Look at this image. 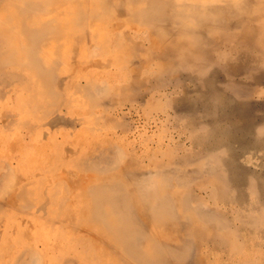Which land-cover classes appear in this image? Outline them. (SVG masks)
<instances>
[{
	"label": "bare ground",
	"instance_id": "obj_1",
	"mask_svg": "<svg viewBox=\"0 0 264 264\" xmlns=\"http://www.w3.org/2000/svg\"><path fill=\"white\" fill-rule=\"evenodd\" d=\"M115 2H117V0H0V79L3 80L4 84L9 86L14 82V80L16 78H18L19 82H18L17 87H20V86H22V88H23V86H26V87L29 86L30 87V94L28 96H22V95L20 96L19 95V97L16 100L13 99L12 95L15 94L17 88H13L12 94L9 96L6 95V99H5L6 102L2 103L1 108H0V120H1V122H0V187L2 190L7 191V192H5V193H7V194H5L7 196L10 188L12 189V187H10V186H12L14 184L13 178L10 177L11 171H8L9 169H7V168H9V166H10L11 170L12 169L16 170L15 166H13L12 164H9V166L7 165L8 167L6 168V165H4L2 162L3 159H6L10 163H12L16 157H20L21 155H25L24 152L26 150H30V152H31V149L36 151V152H39V153L43 154L45 157H47V156L52 154L55 147L60 145L64 148H66V150H67L66 153L64 155H59V154L54 155L52 157L53 161L51 160L52 163H50V160H49L48 161L49 164L48 165L45 164V167H43V171L47 169L46 172H50L51 169L56 168L58 165H63V169L60 170L61 173H59L60 176H54L53 178L51 177V179H46L48 177H46V178L43 177L40 179V181H41V183H44V184H45V182H49L48 184L51 183V185H53V183H54L57 186L58 185L61 186V184L65 183L64 191L66 194L65 195L66 200L63 202H60L57 198V194H62V193L56 190L57 194H55L54 190L57 189L58 187L57 186H56V188L54 187L55 188L54 190L51 187L46 198H43V204L44 203L45 204L42 207H44V210H49L48 213L52 212V210H53L52 208H54V207L57 208L55 210L56 215L53 218L54 224H55V222H57V220H58L57 218L62 216L63 213H64L65 217L62 220L59 219L60 220V221H58L59 223L62 222V223H66L68 225H70V224L73 225V223L75 222L76 224H78L76 226L73 225V227L76 228V232L78 234L76 237H74L72 239V243L76 246L75 252H78L80 248L88 249V252L85 255V257H81V256L77 257V255H75L74 258L71 259V261L65 260L66 261L65 263H67V264H76V263L77 264H107V263H103L101 261V258L99 260L98 259L99 256H98V258H94L95 256L92 257L93 255L91 256V254H92L91 252L94 253L93 250L97 249L96 245H95L97 243H95V244L93 243L95 241V242H98L100 245H102L101 248L105 251L106 255H111V256L121 255L124 258H126V257H127V259L129 258L135 264H241V261L237 260L238 262H240V263H237L231 257V253H230L231 251H229V247L232 248L233 250H235L237 248V246H236V243L233 242V240H231L232 239L231 238L232 233H231V236L229 234H226L230 230V228L227 225V221L225 220V217L221 214L220 211H218L217 207H216V210L212 209V208H201L200 207L201 205L199 207H193L190 205L191 200H190L188 193H187L186 197L184 195H182V197H181V198H183V200L185 202V204H184V202H182V199L180 198L181 195L178 194L179 192L178 193L173 192L174 190H176V187H178L180 185L179 183L177 184L178 179L176 177H174L176 172H174L173 169H172V171H157L153 175H149L151 172H149L148 174L144 173V172H140V173L137 172L138 174H136L135 172H133L134 170H131L132 169L131 163L139 164V163L143 162V158L141 160L140 156H138V154L136 152H133V159L131 160L130 163L127 162V165H126L125 163H123V160L125 161V159H123V157L125 155H124V153H122L123 151L121 149H119V150L116 149V151H114V150H112L113 147L111 145L112 148L111 147L110 148L112 151L111 150L110 151L109 150H100L99 145L101 144V142L104 143L105 141H103V140L107 139L108 136L104 139L103 134L100 133L99 129H101V126H104V127L109 126L107 123L108 118L105 117V118H107V120H101L99 118L96 119L95 115H97L96 109L99 108V106L102 107L101 106L102 103L103 104L106 103L105 99H109V97H110V94H109L110 90L108 91V85H107V80H106L108 77V74L110 75V73H111V72L109 73V70L116 68V67H117L116 69H122V68L128 66L127 65L128 62H126L125 58H124L125 63L123 62L124 64H117L118 61L116 59L118 57L124 56L127 52L126 50H128V48H129V46L130 47L133 46L136 48L144 47V41H141V39L137 36H133V35L131 36L130 35L131 31L128 28H130L132 31H136V32H138L139 30H142V29H146V33L149 34L148 37L152 41L153 47H155L156 45H159L160 42L162 44H166V45H169V43H171V46H172L174 41H176V42L187 41L188 46L185 47L186 50L183 53H181L182 52L181 47L184 45L179 44V43H174L176 45L179 44L178 46H181L180 47L181 49H179V51H177V50L175 51L174 46L172 48H170L169 50L166 49L167 47L165 49L163 47H159V49L156 48V49L164 52L162 57L165 54H167L166 56H169V58L171 55L174 58L176 56V58H178V59L183 58L186 61V59L187 60L191 59V58L196 59L195 58L196 56L200 57V54H202L203 57H200V58H203V59H200L202 61V60L207 59L206 47L214 45L212 43H206L207 38H204L205 32H208L210 30L218 29V31H220V30L221 31H227L228 35H226V36L228 39H231V40H237V39L244 37V38H246V40H245L246 42H252V40L254 41L255 40V37L253 34L254 29L253 28L250 29L249 25H250L251 21L250 22H248V21H249V19H255V15L264 14V0H118L117 3H115ZM110 4H111V6H110ZM254 24H255V22L252 23L251 25H254ZM258 24L261 25V23H258ZM254 28L256 29L255 26H254ZM256 30H259V29H256ZM241 31L243 33H240ZM210 32H213V31H210ZM116 34H117V37L114 36ZM201 39H202V41L199 44L198 41ZM204 42H205V44H202ZM147 43H149V42H147ZM255 45L259 46V47L261 46L258 44H255ZM262 45L264 46V38H263V44ZM150 46L151 45H149L147 47H150ZM152 46L150 47V49L152 48ZM223 53H225V52L223 51ZM112 54H115V57H113L115 59L114 61L107 59V57L112 55ZM146 54H148V53H146ZM219 55H220V53H219ZM150 56H147L146 59L142 58V61H147V62L150 61L148 59V57H150ZM166 56H164V57H166ZM227 56H228V54H227ZM143 57H145V56H143ZM217 57H220V56H217ZM151 58H152V56H151ZM159 58H161V57H159ZM220 58H222V57H220ZM220 58H218V59H220ZM163 60H165V59H163ZM198 60H199V58H198ZM224 60H225V58H224ZM234 60L235 59L231 60V62H233ZM160 61H157V63H156L158 73L164 72V71L174 72V68H176L174 62H170L168 60L166 62L163 61L164 66L163 65L160 66L159 65L161 63ZM139 62H140V60H139ZM206 62H207V60H206ZM148 63H149V66H151L150 62H148ZM186 63L184 65V67L186 66V68H187V65H189V62L187 65H186ZM207 63H208L207 67L210 68L211 66H209V62H207ZM179 64H180V61H179ZM179 64H177L178 65L177 67H180ZM198 64H200V63H198ZM141 65H144V64H141ZM212 65H214V64H212ZM233 66H234V64H233ZM11 67L16 69L17 71L16 72L9 71L8 69ZM182 67H183V65H182ZM225 67L227 69V66H225ZM193 68H195V67H193ZM213 68H215V66ZM216 68H217V66H216ZM234 68L236 70H242L244 73L250 72V70L248 68H245V67L242 69H239V68L234 66ZM135 70L136 69H134L133 71L131 70L133 72L132 74H134L135 72H136V74L140 73L139 70H138V72ZM182 70H184V68ZM209 70L206 71L205 68L202 69L203 72H205V71L209 72ZM202 71H200V72H202ZM119 72H121V71H119ZM200 72H199V74H200ZM158 73H157V75H158ZM197 73H198V71H197ZM216 73H218V72L215 71L213 74L216 75ZM223 73H224V71H223ZM29 74L31 76L33 75L32 77L33 78L35 77L34 78L35 80H30L32 77H29L30 76ZM202 74H204V73H202ZM213 74H211V75H213ZM155 75H156V73H155ZM120 76H122V75L120 74L119 77ZM158 76H160V75H158ZM214 76H213V79L214 80L217 79V77L215 76L216 78H214ZM178 77L180 78L179 75H178ZM184 77L188 78L186 76H184ZM250 77L255 78L257 82H264V75H262V74L257 76V77H254V76H250ZM173 79H174V77H173ZM208 79H210V77ZM224 79H227V78H224ZM128 80H129L128 75H124V76H122V80H121L122 82L120 80H117L114 84L118 83L119 87H124L126 85V83L128 82ZM131 80H132V85L134 87L139 86L140 84L142 85V83H143L141 80H139L135 76H131ZM211 80L207 81V79H206L205 83H207ZM215 81H217V80H215ZM215 81L212 82V84H215L213 86V88L216 87V83L218 82V81L217 82H215ZM232 82L233 81H230V83H232ZM109 83H111V82H109ZM146 83H147V81H146ZM191 83H193V85L195 84L194 82H191ZM227 85H228V83H227ZM207 86H209V85H207ZM223 86L226 87L225 85H223ZM230 86L231 87L229 88V91H231L233 89L234 93L237 92L236 95H241L240 97L237 96L240 99H241V97L245 98V96H243V95L245 93L247 95V92H249L247 89L242 88L241 84H239L237 86L232 84ZM1 87L2 86H0V88ZM194 88H195V86H194ZM213 88H212V90H213ZM256 88H258V87H256ZM219 89H220V87H219ZM219 89L217 88L219 93H217L216 89L213 90V91L216 90L215 94L213 95V97H214L212 99L213 101L215 100V96H217L219 94L220 95L223 94V92L220 91L221 89L220 90ZM5 90H4V92H5ZM188 90H187V92H190V89H188ZM196 90H197V87H196ZM196 90H194V91L196 92ZM64 91H66L67 93L71 92L70 93L72 95L71 99L67 98L68 96H70V95L67 96V93L64 95ZM127 91L129 92V90H127ZM194 91H192V92H194ZM209 91H211V90H209ZM233 91H231V92H233ZM199 93L201 94L200 90H199L198 94ZM202 93H204V92H202ZM258 93H262V92H259V90H258ZM198 94L196 93V95H198ZM44 95H46V97H47V95L54 96V99L49 101L48 104L32 105L30 107V109L32 107H33V109L30 110L28 108L29 110L27 109L28 111H25L26 113H25V117L23 120L21 117H20L21 120H17L14 117V115H15L14 113L13 114L8 113L9 111L6 110L8 108V106L12 103L19 104V106H20L19 109L24 110L25 107H28L30 104H33L32 100L37 101L40 98H42ZM63 95L66 96V98ZM75 95L82 96L83 98H85L84 100L86 101V107L88 110L87 113L89 115L83 116V117L80 116L79 118L77 117L78 119L76 120L77 122L85 125L83 127L84 128L83 133L85 132L84 133L85 137L78 135L80 133L76 134L75 136H72L70 133L61 132V134H63V137L61 138L62 140L61 139L59 140L57 133H54V135L51 136V140H53L55 142V146L52 147L51 152L45 146L39 147L37 144L40 143L43 139L48 137L47 133L51 134L53 132V131L52 132L49 131L50 128L48 129V131L45 130V127L50 126L55 131L56 127H58V126L59 127H62V126L65 127V126H68V123L66 122V120H63L62 118L51 119L49 117L50 115L45 116L44 118H40L38 116L34 117L35 113L38 112V109H43V113L48 112L49 114L57 113V112H64V111L65 112L67 111V113H69V112H71L70 109L72 108V104L75 103V101L77 100ZM152 95H153V92H152ZM187 95H189V94L187 93ZM191 95H193V93H191ZM191 95H189V96L191 97ZM204 95H206V94H204ZM3 96H4V94L0 91L1 102H3L2 101ZM107 96H109V97H107ZM159 96H160V94H159ZM201 96L198 95L197 97H201ZM219 96H217V97H219ZM224 96L225 97H223V95H221L218 98L219 100L220 99L222 100V101L220 100L219 106H221V102L224 103V105L226 107L230 108V111H232L234 116H236L238 118V120H236V122H234L235 126H233V125L232 126L235 127V129H236V127H242V128L249 129L250 128L249 123L254 122L255 119L251 116L252 117L251 120L252 119L253 120L251 122L249 121L250 119L248 120V117L245 114L246 113L245 108L252 107V105H249L251 103H249V102L243 103L241 101L240 102L237 101L238 103H236L235 100H233V99H232L233 101L231 100V98H232L231 95H230L231 97H229V95H224ZM226 96L229 97L230 99L228 100ZM56 97H58V98L60 97L61 99L60 98H59L60 100L56 99ZM115 97H118V95H116ZM121 97H119V98H121ZM202 97H204V96H202ZM202 97H201V99H202ZM211 97H212V95H211ZM217 97H216V100H217ZM110 98H112V97H110ZM126 98H128V97H126ZM207 98L208 97H206V99H205L206 101H207ZM210 98H208V102L210 101ZM183 99H185V98H183ZM49 100H50V98H49ZM57 100H59V101L56 102ZM179 100H180V98H179ZM186 100L188 101L187 98L183 101H186ZM192 100L193 99H191V101ZM202 100H200V101L202 102ZM192 102H194V101H192ZM197 102H199V101L197 100ZM201 102H200V106H201V104H204L203 102L202 103ZM233 102L236 104H233ZM185 103H187V102H185ZM212 103H213L212 105L215 104L214 102H212ZM187 104L189 105V102ZM192 104H194V106H195L196 100ZM192 104H190V105H192ZM204 105L209 107V105H211V104L205 103ZM212 105H211V109H212ZM200 106H198V107L196 106V107L199 108ZM216 106H218V105H216ZM260 106H262V105H260ZM156 107H157V105H156ZM183 107H185V105ZM208 107H206L207 110L209 109ZM255 107H256V105H255ZM154 108H155V106H154ZM185 108H187V106ZM192 108H193V106H192ZM218 108L219 107L213 108V109L217 110ZM161 109H162V107H161ZM205 110L206 109H204L202 112L205 113ZM219 110H222V109L219 108ZM252 110L253 109H251V111ZM121 111H123V110H121ZM223 111H224V109H223ZM108 112H109V110H108ZM186 113H188V112H186ZM194 113H195V111H193V115H194ZM207 113H208V111L206 112V114ZM219 113L217 115H219L221 117L223 112L221 113V115ZM250 113L252 114V112H249V114ZM111 114H112V112H111ZM211 114L215 115V113H211ZM214 115H212V116H214ZM232 115H231V117L233 118ZM115 116H117V115H115ZM153 116H155V115H153ZM190 116L192 117V115H190ZM225 116H223V117H225ZM72 117H73V114H72ZM75 117H73V118H75ZM215 118H217V117H215ZM255 118L257 120V117H255ZM50 119H51V121H49ZM85 119L87 121L84 122ZM224 120H222V121H224ZM115 122H117V121H115ZM259 122H262V121L259 120ZM199 123H201V122H199ZM254 123H256V122H254ZM73 124H74V122H71V120H70L69 126H73ZM256 124L258 125V123H256ZM160 125H162V124H160ZM217 125H215V126H217ZM247 125H249V126L247 127ZM17 126L21 127V130H20L21 136H19V137H18L19 133L14 135V130L17 128ZM211 126L213 128V125H211ZM107 128H109V127H107ZM68 129H70V128H68ZM200 129L203 130V128H200ZM58 130H59V128H58ZM103 130H105V129H103ZM260 130L262 131V129H260ZM232 131H234V129H232ZM240 131H242V130H240ZM78 132H80V130ZM106 132H108V131L106 130ZM263 132H264V130H263ZM81 133H82V131H81ZM159 133H161V132H159ZM226 133H229V132H226ZM236 133L239 134L238 131ZM253 133H255V131ZM29 134H31V135L34 134L32 144H29L28 142H26V139H27ZM104 134H105V132H104ZM156 135H157V133H156ZM164 135H166V134H164ZM104 136H106V135H104ZM109 137H111V136H109ZM112 139L113 138H111V140ZM233 139H235V137ZM106 141L109 142V140H106ZM99 142H100V144H99ZM230 143H231V141H230ZM168 144L170 145V142ZM232 144H234V143L232 142ZM10 145L13 147H20V149L10 151V149H8V146H10ZM105 145H107V144H105ZM121 145H122V142H121ZM237 147H239V145ZM152 149H154V148H152ZM120 150H121V152H119ZM126 150H127V148H126ZM134 150H136V149H134ZM142 150H140V151H142ZM208 150H210V149H208ZM218 150H220V149H218ZM124 151H125V148H124ZM185 151H186V149H185ZM152 155H154V154H152ZM152 155H151V157L153 158ZM211 156L214 157L213 155H211ZM146 157H148V156H146ZM213 159H215V158H213ZM120 160L122 161L121 162L122 164H125V166H122V164H120ZM237 160H239V159H237ZM221 161H223V160L221 159ZM208 163H210V161L207 162L206 165H208ZM213 163H211L210 165L212 166ZM115 164H117V165L115 166ZM239 164L242 166L241 163H239ZM239 164L237 166L239 170L238 169L236 170V171H238L237 174L239 173L240 168H241L239 166ZM243 165H245V164H243ZM211 166L209 167L208 170H212ZM116 167L118 168V171H119L117 173L115 171L117 169ZM226 167H228V165H226ZM233 167H235V166H233ZM143 168H145V167H143ZM243 168H244V166H243ZM67 169H69V170H67ZM214 169L215 168H213V170H212L213 172L216 171ZM227 169L229 170L230 168H227ZM220 170L226 171L223 168ZM244 170H245L244 172L246 173V174L245 173L244 174H245V176H247L246 178L248 180V181L246 180L247 181L245 184L246 188H248L250 190L251 195H253V194L256 195L257 194V184L255 181L256 177H254L255 174L251 171V169L248 170L247 168H244ZM246 170H247V172H246ZM130 171L132 172V174H130ZM136 171H138V170H136ZM212 171H210V172L212 173ZM234 171H233V173H234ZM28 172H30V171H28ZM81 172H84L86 174H81ZM188 172H190V171H188ZM197 172H195V174H198ZM210 172H208V173H210ZM261 172H263V171H261ZM11 173H13V172H11ZM21 173L24 174V177L23 176L21 178L16 177L17 181L19 183V186H20L18 189V192L12 193L10 195V197L7 196L9 198H6V196L4 195V197L2 199H0V212H4L5 214L6 213L8 214V212H10L11 209H13L14 207L16 208V205H18L17 202L19 200H23V202H24V199L27 197V195L32 190L31 187H30L31 190H28V187L26 189V186H25L27 184L26 183V177L28 178V176H30V175L26 176L25 169H21ZM205 173H206V171H205ZM230 173H231V171H230ZM183 174L186 177L188 176V174H186L184 172H183ZM214 175H215V173H214ZM261 175H259V176H261ZM241 176H244V175L242 174ZM154 177H160L161 179L156 180V179H154ZM175 178H176V180H175ZM184 178L185 177H183V179ZM233 179L234 178L232 177V180L231 179L230 180L233 182ZM213 180H215L213 182V183H215L216 179H213ZM27 182H28V180H27ZM178 182L182 183V181H180V180ZM185 182H186V179H185ZM191 182L192 181H190V183ZM230 182L227 181V177L225 174H223V173L219 174L218 182L216 184H214L215 185L214 186V194L212 196L213 200L217 201L218 198L228 197V194H229L228 188L235 186V183L234 184L232 183L233 184L232 185ZM234 182H236V181H234ZM187 183H188V181H187ZM243 183H245V182H243ZM242 185H244V184H242ZM263 185H264V183L262 184V187H263ZM237 186H235V187H237ZM39 187H41V186H39ZM43 187H45V186L43 185ZM43 187H41V188H43ZM180 187H181V185H180ZM8 188H9V190H8ZM1 189H0V194H2L1 196H3L4 191L2 192ZM259 189L260 190L262 189V188H260V185H259ZM40 190H42V189H40ZM47 191H48V189H47ZM261 191H263V190H261ZM183 192L184 191H181V193H183ZM243 192L244 191H242V193ZM201 193H203V192H201ZM233 195L235 196V193H233ZM245 195H246V193H245ZM254 195H253V197H254ZM30 196H32V195H30ZM262 196H264V195H262ZM247 199H245L244 201H246ZM253 199L255 200L256 198H253ZM29 200L30 199H28V201ZM254 203H255V201H254ZM176 204L179 207V210H180L179 212L176 208L177 207ZM22 205L24 206L23 210H26V209L33 210V209L39 208V206L41 205V201H38L36 205H33L32 201H30V203L29 202L22 203ZM223 205H224V202H223ZM236 205H238V204H236ZM257 205H258V203H257ZM248 206L249 205H247V207ZM63 208L65 210L62 213V215H60L59 214L60 210H63ZM245 209L248 210L247 208H245ZM256 211H258V210H256ZM25 212L29 213V211H25ZM57 212H59V213H57ZM258 213H259V211H258ZM40 215H41V213H40ZM44 215H46V214L44 213ZM235 215H237V214H235ZM246 215L245 216L248 218L254 217V214L253 215L246 214ZM10 216H12V215H10ZM34 216H36V214H34ZM225 216H227V214ZM238 216L239 215H237V217ZM260 216H262V218L264 219V211L260 214ZM242 217L244 218L243 214H242ZM227 218H228V216H227ZM232 218H234V217L232 216ZM239 219H241L240 216L238 217V220ZM255 219H249V221H250L249 223L251 225H252V223H256L257 219L256 220ZM235 222H236V220H235ZM45 223H47V222L45 221L44 224ZM239 223H240V221H239ZM81 224H84L87 227L93 226V225L98 226L99 231L97 230L96 232H94L91 229H88L89 227L86 228L84 226H81ZM28 226L29 225L26 226L27 229H28ZM60 226H62V225H60ZM7 227H9L8 224L5 225V229H7ZM46 227H47V224H46ZM24 228H25V226H24ZM58 228L62 229V227H59V226H58ZM248 228H252V227H248ZM61 229H60V231H61ZM232 230H233V228H232ZM241 231L243 233V230H241ZM247 231H248V229H247ZM37 232H39V231L37 230ZM99 232H101V234H99ZM231 232H233V231H231ZM251 232H254V231L252 230ZM64 235H65V232L63 234V237H64ZM68 236H67V239L69 238ZM60 237H61V235H60ZM232 237L235 238L234 236H232ZM46 239L47 238H41L39 236L38 241H34L36 246L31 247L29 245L31 247V249H29V250L27 249L25 251H22L20 254V257L16 258L13 262H10V264H43L42 261L44 262V259H45V258H43V256H45L44 255L45 251L44 252L40 251L42 248L38 249V247H39V245L44 244V242H46L45 241ZM245 240H247V239H245ZM234 241H235V239H234ZM20 242H21V240H20ZM23 244H24V242H23ZM13 245H14V242H13ZM47 245H48V243H47ZM2 247H4V245H2ZM46 247L48 248V246H46ZM65 247H66V245L63 243V244H61V246L59 248L63 249ZM221 248L226 249L227 253H229V254L226 253L227 257L226 258L220 257L219 259L212 261L208 257L209 256L208 254L213 252V251L209 252L208 250L212 249L214 251L215 250L217 251L218 249H221ZM198 249L201 250V254H199ZM251 249H253V248H251ZM64 250H66V249H63V251ZM104 251H102V252H104ZM52 252L54 253V251H52ZM235 252H237V251H235ZM64 253L65 252H62L63 255H61V257H62V259H67L68 255L64 254ZM80 253L83 256V253L82 252H80ZM6 254H8V253H6ZM46 255H48V252ZM59 256H60V254H59ZM255 257H256V255H253V253H252L251 260L247 259V262H242V263L254 264L255 263ZM242 258H244V257H242ZM48 259L50 260V258H48ZM104 259H108V258H104ZM262 259H263V257H262ZM10 261H11V259H10ZM53 261L54 260H52V262ZM52 262H50L49 264H51ZM119 263L114 262V264H119ZM260 264H261V262H260Z\"/></svg>",
	"mask_w": 264,
	"mask_h": 264
},
{
	"label": "rangeland",
	"instance_id": "obj_2",
	"mask_svg": "<svg viewBox=\"0 0 264 264\" xmlns=\"http://www.w3.org/2000/svg\"><path fill=\"white\" fill-rule=\"evenodd\" d=\"M117 2H118V0H117ZM117 2H115V3H117ZM110 6H111V4H110ZM263 20H264V14L255 15V19H249L248 22L251 21L250 25H249L250 29H252V28L254 29L253 34H254L255 40L254 41L252 40V42H246L245 41L246 38H244V37L237 39V40L228 39L226 36V35H228L227 34L228 32L227 31H221V30L218 31V29L210 30L213 32H210V31L205 32L204 38H207L206 43L214 44L213 46H207L206 47V50H207V53H206L207 59L206 60H207V62H209V66H211L210 67L211 69L207 67L208 63L206 62V60H202V61L200 60V59H203V58H200V57H203L202 54H200V57L196 56L195 57L196 59L191 58V59H188L189 61L187 59L185 61V59H183V58L178 59V58H176V56L174 58L171 55L169 58V56H166L167 54L164 55L166 57H164V56L162 57L164 52L158 50L159 47H163L164 49L167 47L166 49L169 50L170 48H172L174 46L175 51L176 50L179 51V49L182 48L181 53H183L186 50L185 47L188 46L187 41H184L186 44L183 41L182 42L174 41V43L183 44L184 46H182V47L178 46L179 44L176 45L173 43V45L171 46V43H169V45H170L169 46L166 44H162L161 42L159 45H156L155 47H153L152 41L148 37L149 34L146 33V29H142V30H139L138 32H136V31H132L130 28H128L131 31V34H130L131 36L132 35L137 36L141 39V41H144V47L136 48L133 46L132 47L129 46L128 50H126L127 51L126 54L124 56L118 57L116 59L118 61L117 64H124L125 63L124 58H125L126 62H128L127 63L128 66L124 67L122 69H116L117 68L116 67V68L109 70V73L110 72L111 73H110V75L108 74V77L106 76L107 77L106 80H107V85H108V91L110 90L109 94H110V97H112V98L107 96V97H109V99H105V102H106V103H104L105 105L102 103V105H101L102 107L99 106V108H97L98 110L96 109L97 115H95L96 119L99 118L101 120H107V118H108L107 123L109 126H106V127L101 126V129H99L100 133L103 134L104 139L108 136L107 139L103 140L106 143L101 142V144H100V142H99L100 150H109L110 151L112 147L114 148V149L112 148V150H114V151H116V149H118V150L121 149L123 151L122 153H124V155L126 156V157L125 156L123 157V159H125V161L122 159L123 163H125L126 165H127V162L130 163L131 160L133 159V152H136L138 154V156H140L141 160L143 158V162H141L139 164L131 163L132 164L131 170H134L133 172H135L136 174H138L137 172H139V173L144 172L147 174L149 172H151L149 175H153L157 171H172V169H173L174 172H176L174 177H176L178 179L177 184L179 183L181 185V187H180V185L178 187H176V190H174L173 192H176V193L179 192L178 194L181 195L180 198L182 197V195H184L186 197V195L188 193L190 200H191L190 205L193 207H199L201 205L200 206L201 208H212L215 210L217 207L218 211H220L221 214L225 217V220L227 221V225L230 228V230L228 231L229 233L227 232L226 234H229L231 236V233H232V236L235 237V238H233L231 236V238H232L231 240H233V242H235L236 246H237V248L235 250H233L232 248L229 247V251H231L230 252L231 257L237 263H240L238 261H241V264H244L242 262H247V259L251 260L252 253H253V255H256L254 264H257V263L260 264V262H261V264H264V261H263L264 260V227H263L264 226V219L262 218V216H260V214L264 211V202H263L264 196H262V195H264V185L262 187V184L264 183V138H263L264 137V132H263V130H264V115H263L264 114V109H263L264 108V82H257L255 78L250 77V76L257 77L261 74L264 75V46L262 45L263 44V38H264V21ZM254 22H255V24L251 25ZM258 23H261V25ZM254 26L256 27V29H259V30H256L254 28ZM240 33H243V32L241 31ZM114 36L117 37V34ZM201 41H202V39L199 40L198 43L200 44ZM147 42H149V43H147ZM202 44H205V42ZM255 44H258L261 46L259 47V46H256ZM149 45L152 46L151 49H150L151 46L147 47ZM156 48H158V49H156ZM223 51L225 53H223ZM146 53H148V54H146ZM219 53H220V55H219ZM149 54L152 56V58ZM227 54H228V56H227ZM143 56H145V57H143ZM147 56H150V57H148V59L150 60L148 62H150L151 66H149V63L147 61H142V58L146 59ZM217 56H220L222 58L217 57ZM113 57H115V54L108 56L107 59L114 61L115 59ZM159 57H161V58H159ZM198 58H199V60H198ZM218 58H220V59H218ZM224 58H225V60H224ZM163 59H165V60H163ZM233 59H235V60L233 62H231V60H233ZM139 60H140V62H139ZM167 60L175 63L176 68H174V72L164 71V72L158 73V69H157V65H156L157 61L161 62L159 64L160 66L161 65L164 66V62H166ZM179 61H180V64H179ZM188 62H189V65H187ZM185 63L187 65V68H186V66L184 67ZM198 63H200V64H198ZM141 64H144V65H141ZM177 64H179L180 67H177L178 66ZM181 64L183 65V67ZM212 64H214V65H212ZM233 64L235 67H237L239 69H242L244 67L248 68L250 70V72L244 73L242 70H236L234 68ZM214 66H215V68H213ZM216 66H217V68H216ZM225 66H227V69ZM193 67H195V68H193ZM183 68H184V70H182ZM203 68H205L206 71H208L209 69L210 70H209V72H206V71L203 72L202 71ZM134 69H136L135 71H137V72L139 70V72L141 74L140 73L136 74L135 71H134L135 73L132 74L133 73L132 71ZM8 70L12 71V72L17 71L13 67L9 68ZM214 70L216 72H218V73L220 72V73L219 74L216 73V75H215V74H213L215 72ZM119 71H121L122 73ZM197 71H198V73H197ZM200 71H202V72H200ZM223 71H224V73H223ZM199 72H200V74H199ZM155 73H156V75H155ZM157 73L160 76H158ZM202 73H204V74H202ZM120 74L122 76L128 75L129 80L124 87H119L118 83L114 84L117 80H120V81L122 80V76H120L121 78L119 77ZM211 74H213V75H211ZM178 75L180 76V78L178 77ZM214 75L217 77V79H215V80H217L218 82L213 79ZM32 76L30 75L29 77H32ZM131 76H135L139 80H141L143 82L142 85L140 84L139 86L134 87L132 85ZM184 76H186L188 78H185ZM215 76H214V78H216ZM173 77H174V79H173ZM209 77H210V79H208ZM34 78L32 77L30 80H35ZM224 78H227V79H224ZM112 79L113 80L115 79V80L113 81ZM206 79H207V81L211 80V79L212 80L205 83ZM145 80L147 81V83ZM214 81L217 82L215 88H213V86L215 84H212V82H214ZM230 81H233V82L230 83ZM18 82H19V79L16 78L11 85L7 86L6 84H4L3 80L0 79V86H2L0 88V91L4 94V96L2 98L3 102H1V100H0V108H1L2 103L6 102L5 101L6 95L9 96L12 94L13 88H17L15 94L12 95L13 99H15V100L19 97V95L20 96L21 95L22 96H28L30 94V87L29 86H27V87L23 86V88H22V86L17 87ZM109 82H111V83H109ZM191 82H194L195 84L193 85V83H191ZM227 83H228V85H227ZM229 84L230 85L234 84L236 86L241 84L242 88L247 89L249 92H247V95H246V93L243 95V96H245V98L241 97V99H240L238 97H240L241 95H236L237 92L234 93L233 89L231 90L233 92L229 91V88L231 87ZM207 85H209V86H207ZM223 85H225L226 87H224ZM194 86H195V88H194ZM196 87H197V90H196ZM219 87L221 90L219 89ZM256 87H258V88H256ZM212 88H213V90L214 89L217 90V88H218L221 92H223V94H221V95H223V97H225L224 95H229V97L232 96L231 100L232 99L235 100L236 103H238L240 101L243 103H245V102L251 103V104H249V103L248 104L252 105V107L245 108L246 109L245 114L247 115L248 120L250 119L249 120L250 122L253 120V119L251 120V118L253 117L255 119L254 122L258 123V125L256 123L252 122V123H249L250 126L247 125V127L248 126L250 127L249 129L242 128V127H236V129H235V127H233V126H235L234 122H236V120H238V118L236 116H234L232 111H230V108L226 107L224 105V103L221 102V106L222 105L224 106V107L222 106L223 108L221 106H219L221 99L219 100L218 98L221 96L220 94H219L220 96L217 95L219 97L215 96L214 101L212 100L214 98L213 95L215 94V91H216V90L213 91ZM188 89H190V92H187ZM4 90H5V92H4ZM127 90H129V92ZM194 90H196V92ZM199 90H200L201 94L200 93L198 94ZM209 90H211V91H209ZM258 90H259V92H262V93H258ZM192 91H194V92H192ZM152 92H153V95H152ZM186 92L189 95H191V93H193V95H191V97H190L189 95H187ZM202 92H204V93H202ZM66 93L67 92L64 91V95ZM70 93L71 92L67 93V96L70 95L67 97L69 99H71V96H72ZM158 93L160 94L161 97L159 96ZM196 93L200 96L203 94L202 96H204L205 98L201 96L202 99L204 98L202 100L201 97H197L198 95H196ZM217 93H219L218 90H217ZM115 94L118 95V97H115L116 96ZM204 94H206V95H204ZM211 95H212V97H211ZM47 97H46V95H44L42 98H40L37 101L32 100L33 104H30L28 107H25L24 110L19 109L20 106L17 103L10 104L6 110L9 111L8 113H11V114L14 113L15 114L14 117L17 120H21V118L23 120L25 117V113H26L25 111H28L32 105L48 104L49 101L54 99V96H51V95H47ZM64 97L66 98V96H64ZM75 97L77 100L75 101V103L72 104V108L70 109L71 112H69V113H67V111L66 112L64 111V112H57V113L49 114L48 112L43 113V109H38V112L35 113L34 117L38 116L40 118H44L45 116L50 115L49 117L51 119L62 118L63 120H66V122L68 123V126L56 127L55 131L50 126L45 127V130L48 131V129L50 128L49 131H51V132L53 131V132L51 134L47 133L48 137L43 139L40 143L37 144L39 147L45 146L51 152L52 147L55 146V142L53 140H51V136L54 135V133H57L59 140L63 137V134H61V132L70 133L72 136H75L76 134L80 133L78 135L85 137V134H84L85 132L83 133V131H84L83 127L85 125L77 122L76 120L80 116L83 117V116L89 115L87 113L88 110L86 107V101L84 100L85 98H83L82 96L75 95ZM119 97H121V98H119ZM126 97H128V98H126ZM206 97H208V98L211 97L209 102H208V98H207V101L205 100ZM216 97H217V100L219 102L216 100ZM229 97H227L228 100L230 99ZM49 98H50V100H49ZM59 98L56 97V99H59ZM179 98H180V100H179ZM183 98H185V99L187 98L188 101L187 100L183 101V100H185ZM191 99H193L192 101H194V102L196 100L195 106H194V104H192L194 102H192ZM59 100H57L56 102H58ZM197 100L199 102H197ZM200 100H202V102L204 104L207 103V104L212 105L213 104L212 102H214L215 104L212 105V109H211V105H209V107H208V106H205L204 104H201V106H200V102H201ZM185 102H187V103L189 102V105ZM236 103L233 102V104H236ZM190 104H192V105H190ZM156 105H157V107H156ZM184 105H185V107L187 106V108L183 107ZM216 105H218V106H216ZM255 105H256V107H255ZM260 105H262V106H260ZM154 106H155V108H154ZM192 106H193V108H192ZM196 106L197 107L200 106V107L197 108ZM161 107L163 110L161 109ZM206 107H208L209 109L207 110ZM217 107H219L222 110H219V108L217 110L213 109V108H217ZM32 109H33V107L30 110H32ZM204 109H206L205 113L202 112ZM223 109H224V111H223ZM251 109H253V110L251 111ZM108 110H109V112H108ZM121 110H123V111H121ZM193 111H195L194 115H193ZM207 111L209 114L208 113L206 114ZM111 112H112V114H111ZM186 112H188V113H186ZM210 112L215 113V115L211 114ZM222 112L224 115L222 114L221 117L219 115H217L218 113L221 115ZM249 112H252V114L251 113L249 114ZM71 113L73 114V117H75V116L76 117L73 118ZM115 115H117V116H115ZM153 115H155V116H153ZM190 115H192V117ZM212 115H214V116H212ZM231 115L233 116V118L231 117ZM223 116H225V117H223ZM105 117H107V118H105ZM215 117H217V118H215ZM255 117H257V120ZM51 119L49 121H51ZM70 120H71V122H74L73 126H69ZM222 120H224V121H222ZM259 120L262 122H259ZM85 121H87V120L85 119L84 122ZM115 121H117V122H115ZM0 122H1V120H0ZM199 122H201V123H199ZM160 124H162V125H160ZM211 125H213V128ZM215 125H217V126H215ZM107 127H109V128H107ZM58 128H59V130H58ZM68 128H70V129H68ZM200 128H203V130H201ZM231 128L234 129L235 132L232 131ZM103 129H105V130H103ZM260 129H262V131ZM20 130H21V127L17 126V128L14 130V135L19 133L18 137L21 136ZM79 130H80V132H78ZM106 130L108 132H106ZM240 130H242V131H240ZM81 131H82V133H81ZM237 131L239 134L236 133ZM254 131H255V133H253ZM104 132H105V134H104ZM159 132H161V133H159ZM226 132H229L230 134L226 133ZM156 133H157V135H156ZM164 134H166V135H164ZM33 135L34 134H32V135L29 134L27 139H26V142H28L29 144H32L33 138H34ZM104 135H106V136H104ZM109 136H111V137H109ZM234 137H235V139H233ZM111 138H113V139L111 140ZM106 140H109V142ZM230 141H231V143H230ZM121 142H122V145H121ZM169 142H170V145L168 144ZM232 142L234 144H232ZM105 144H107V145H105ZM223 144L224 145L226 144V145L224 146ZM111 145H112V147H111ZM238 145H239V147H237ZM123 147L125 148V151H124ZM126 148H127V150H126ZM152 148H154V149H152ZM184 148L186 149V151ZM8 149H10V151H13V150L20 149V147H13L10 145V146H8ZM55 149L52 152V154L47 156V157H45L43 154L36 152V151L31 149V152H30V150H26L24 152L25 155H21L20 157H16L12 163H10L6 159L2 160L3 164L6 165V168L9 166V164H12L13 166H15V169H16V170H13V169L11 170L10 166H9V168H7V169H9L8 171L13 172V173L10 172V177L13 178V183H14L12 186H10V187H12V189L10 188V190H9V188H8L9 191H8L7 196L10 197V195L12 193L18 192V189L20 186H19V183L17 181V178H19V177L21 178L22 176L24 177V174L21 173V169H25L26 176L30 175V176H28V178L26 177V183L27 184L25 186H26V189L28 187V190H31V189L32 190L27 195V197L24 199V202H23V200H19L17 202L18 205H16V208L14 207L13 209H11V211L8 212V214L7 213L5 214L4 212H0V264H10V262H13L16 258L20 257V254L22 251H25L27 249L29 250V249H31V247L36 246L34 241H38L39 236L41 238H47L45 240L46 242H44V244L45 243L46 244L45 245L41 244L38 247V249L42 248L40 251H42V252L45 251V253H44L45 256H43V258H45V259H44V262L42 261L43 264H49L50 262H52V260H54V261L51 264H67V263H65L66 262L65 260L71 261V259L74 258L75 255H77V257H79V256L85 257V255L88 252V249H86V248H80L78 252H75L76 246L72 243V239L74 237H76L78 234L76 232V228L73 227V225L76 226L78 224H76L74 222L73 225L72 224L68 225L66 223L60 222L61 223L60 224L58 222V221L64 219V217H65L64 213H63L65 210L64 208H63V210H60V213L57 212L60 215H62V213H63V215L58 217L57 222H55V224H54L53 218L56 215L55 210L57 208L56 207L52 208L53 209L52 212L50 211L51 213H48L49 210H44V207H42L45 204V203L43 204V198H46L51 187L54 190L57 185L54 183H53V185H51V183L48 184L49 182H45V184L41 183L40 179L43 177L44 178L48 177L46 179H51V177L53 178L54 176H60V174H59V173H61L60 170L63 169V165H58L56 168L51 169L50 172H46L47 169L43 171V167H45V164L46 165L49 164V162H48L49 160H50V163H52L51 160H52V157L54 155H56V154L64 155L67 151L66 148H64L60 145L55 147ZM134 149H136V150H134ZM208 149H210V150H208ZM218 149H220V150H218ZM121 150L119 152H121ZM140 150H142V151H140ZM152 154H154V155H152ZM151 155L153 156V158L151 157ZM211 155H213L214 157H212ZM146 156H148V157H146ZM213 158H215V159H213ZM236 158L239 160H237ZM221 159L223 161H221ZM209 161H210V163H208V165H206L207 162H209ZM121 162L122 161L120 160V164H122ZM211 163H213L212 166L210 165ZM239 163H241L242 166ZM125 164H122V166H125ZM238 164L241 167V168L239 167L240 171L242 172L241 173L239 171L240 174L239 173L237 174L238 171H236L238 169V167H237ZM243 164H245V165H243ZM116 165L117 164H115V166ZM209 165L211 166L212 170H213V168H215L214 170H216V171L213 172L212 170H208L210 167ZM226 165H228V167H226ZM233 166H235V167H233ZM243 166H244V168H247L248 170L251 169V171L255 174L254 177L257 178V179L255 178V181L257 184V194L256 195L253 194L254 197H253V195L250 194V190L248 188H246L245 184L248 180L246 178L247 176H245L246 173L244 172L245 170H244ZM143 167H145V168H143ZM222 168L225 169L226 171H224V170L221 171L220 169H222ZM227 168H230L229 170L231 171V173ZM67 170H69V169H67ZM136 170H138V171H136ZM28 171H30V172H28ZM115 171H116V173L119 172L118 168ZM188 171H190V172H188ZM205 171H206V173H205ZM207 171L208 172L212 171V173L211 172L208 173ZM233 171H234V173H233ZM261 171H263V172H261ZM183 172L188 174V176L187 177L184 176ZM195 172H197L198 174H195ZM246 172H247V170H246ZM214 173H215V175H214ZM221 173L226 175L228 182H230L232 180V177H233L234 178L233 182L231 181L230 183L231 184L235 183V186H237V185L238 186L237 187H235V186L229 187L228 188V191H229L228 197H221V198H218L217 201H215L212 198V196L214 194V186H215L214 184H216L218 182L219 174H221ZM81 174H86V173L81 172ZM130 174H132L131 171H130ZM242 174L244 176H241ZM259 175H261V176H259ZM183 177H185V178L183 179ZM176 178H175V180H176ZM154 179L160 180L161 178L160 177H154ZM185 179H186V182H185ZM213 179H216L215 183H213L215 181ZM27 180H28V182H27ZM179 180L182 181V183L178 182ZM187 181H188V183H187ZM190 181H192V182L190 183ZM234 181H236V182H234ZM243 182H245V183H243ZM42 184L45 187H43ZM242 184H244V185H242ZM259 185H260V188H262L261 190H263V191H261L259 189ZM39 186H41L43 188H41ZM30 187H31V189H30ZM57 187L58 188L54 190V193L57 194L56 190L61 192L62 194H57V198L60 202H63L66 200V196H65L66 194L64 191L65 183L61 184V186L58 185ZM0 189H1V187H0ZM40 189H42V190H40ZM47 189H48V191H47ZM180 190L184 191V192L181 193ZM3 191H4L3 196H1L2 194H0V199H2L5 194H7V193H5V192H7L6 190H2V192ZM242 191H244V192L242 193ZM201 192H203V193H201ZM233 193H235V196L233 195ZM245 193H246V195H245ZM30 195H32V196H30ZM7 196H6V198H9ZM253 198H256V199L254 200ZM28 199H30V200L28 201ZM181 199H182V202H184L183 198H181ZM245 199H247V200L244 201ZM30 201H32L33 205H36L38 201H41V205L39 206V208H36L33 210H28V209L23 210L24 206L22 205V203H25V202L30 203ZM254 201H255V203H254ZM223 202H224V205H223ZM235 203L238 205H236ZM257 203H258V205H257ZM184 204H185V202H184ZM247 205H249V206L247 207ZM176 206H177V204H176ZM176 208L179 212L180 211L179 207L177 206ZM245 208H247L248 210H246ZM256 210H258L259 213ZM25 211H29V213L25 212ZM40 213H41V215H40ZM44 213L46 215H44ZM34 214H36V216H34ZM226 214H227L228 218H227V216H225ZM235 214L239 215L241 217V219L238 220L239 216L237 217V215H235ZM242 214H243L244 218L242 217ZM246 214H251V215L254 214V217L248 218V217H246L247 216ZM10 215H12V216H10ZM232 216L235 219L232 218ZM255 218L257 219V222L252 223V225H251L249 223L250 222L249 219H255ZM235 220H236V222H235ZM45 221L47 223L44 224ZM239 221L241 224L239 223ZM7 224L9 227H7V229H5V225H7ZM46 224H47V227H46ZM27 225H29L28 229L26 228ZM60 225H62V226H60ZM24 226H25V228H24ZM58 226L62 227V229L58 228ZM81 226H84L86 228L89 227L88 229H91L94 232H96L99 228L98 226H94V225L87 227L86 225L81 224ZM248 227H252V228H248ZM232 228H233V230H232ZM60 229L62 232L60 231ZM247 229H248V231H247ZM37 230L39 232H37ZM241 230H243V233ZM252 230L254 232H251ZM231 231H233V232H231ZM64 232H65V235L63 237ZM99 234H101V232H99ZM60 235H61V237H60ZM67 236L70 239L69 238L67 239ZM16 239L19 242L21 240L22 243L21 242L19 243ZM234 239H235V241H234ZM245 239H247V240H245ZM13 242H14V245H13ZM23 242H24V244H23ZM47 243H48V245H47ZM63 243L66 245V247L63 248V249H66L64 251H63V249L59 248L61 246V244H63ZM93 243L94 244L97 243V244H95L97 249L93 250L94 253L91 252L92 253L91 256L92 255H93L92 257L95 256L94 258H98V256H99L98 259L100 260V258H101V261L103 263L114 264V262L115 263L120 262L119 264H135L129 258L128 259H127V257L124 258L121 255H113V256L106 255L105 251L101 248L102 245H100L98 242H95V241ZM2 245H4V247H2ZM46 246H48V248ZM251 248H253V249H251ZM101 250L104 252H102ZM52 251H54V253ZM61 251L65 252L64 254L68 255L67 259H62L61 255H63V254ZM208 251L209 252L213 251V252L208 254L209 255L208 257L212 261L219 259L220 257H225V258L227 257L226 249L221 248V249H218L217 251L216 250L214 251L211 249ZM235 251H237V252H235ZM47 252H48V255H46ZM80 252L83 253V256ZM198 252H199V254H201V250L198 249ZM6 253H8V254H6ZM59 254H60V256H59ZM227 254H229V253H227ZM47 257L50 258V260ZM242 257H244V258H242ZM262 257H263V259H262ZM104 258H108L109 260L104 259ZM10 259H11V261H10Z\"/></svg>",
	"mask_w": 264,
	"mask_h": 264
}]
</instances>
